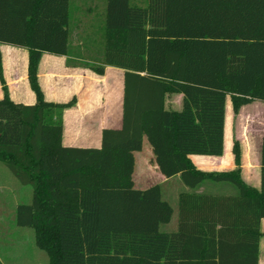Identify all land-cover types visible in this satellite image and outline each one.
Here are the masks:
<instances>
[{
	"label": "trees",
	"instance_id": "obj_1",
	"mask_svg": "<svg viewBox=\"0 0 264 264\" xmlns=\"http://www.w3.org/2000/svg\"><path fill=\"white\" fill-rule=\"evenodd\" d=\"M69 0H0V44L25 48L34 104L14 102L0 52V161L25 185L19 226L36 231L51 264H259L264 235V137L261 185L235 167L208 171L191 155L224 152L226 105L264 102V0H107L104 51L93 72L124 69L122 126L102 131L99 147L63 144V111L38 80L44 52L68 53ZM182 95L179 110L166 99ZM147 138L159 171L179 175L178 228L162 187H135L136 151ZM229 183L235 193L197 192Z\"/></svg>",
	"mask_w": 264,
	"mask_h": 264
},
{
	"label": "crops",
	"instance_id": "obj_2",
	"mask_svg": "<svg viewBox=\"0 0 264 264\" xmlns=\"http://www.w3.org/2000/svg\"><path fill=\"white\" fill-rule=\"evenodd\" d=\"M132 1L139 5H145L147 0ZM106 4L107 0H74L71 12L69 6L68 53L56 55L44 52L39 61L38 80L45 99L60 103L74 100V103L63 111V144L65 146L99 147L101 145L103 129H118L122 126L124 69L106 65L104 74L99 75L89 67L91 64L100 63L103 59ZM0 52L3 77L8 85L11 99L14 102L34 104L36 96L28 80V50L12 45L0 44ZM2 97L3 90L0 82V98ZM181 105V94H174L166 99L167 107L179 110ZM259 108L264 109V102L253 101L252 103L243 105L239 110V114L245 111V117L251 116L254 110ZM252 129H255L259 135L258 133L255 135L252 131L251 137H248L244 135L242 129V132L238 133L236 140L240 143L241 147L243 179L247 184L260 188L261 146L264 137V125L255 128L252 126ZM145 139L147 138L145 137ZM230 148V145L226 141L225 122L223 155H191L190 157L194 164L202 170H231L235 167V162H233L234 158L233 155L231 156ZM150 149L152 151L151 146ZM141 150L134 153L135 169L133 180L135 187L143 190L154 184L148 186L136 184L135 180L139 163L141 161L143 164L145 163V155H140ZM137 153L139 154L137 155ZM150 156L156 164L155 157L151 152ZM137 159L138 165L136 166ZM208 160H211L215 164L217 162V167H207L206 161ZM226 160L230 163V168L224 165L226 164L224 163ZM156 167H158L157 164ZM158 173L166 182L179 176L166 177L159 169ZM218 184L220 186L215 185V183H205L196 191L220 194L236 192V189L229 183ZM181 191L177 194V209L178 195ZM168 202L170 203V201ZM170 205L174 213V206L171 203ZM263 224L264 220L262 221V226ZM177 228L178 216L176 224L172 222L171 218L168 223L161 225V230L169 232H174Z\"/></svg>",
	"mask_w": 264,
	"mask_h": 264
},
{
	"label": "rangeland",
	"instance_id": "obj_3",
	"mask_svg": "<svg viewBox=\"0 0 264 264\" xmlns=\"http://www.w3.org/2000/svg\"><path fill=\"white\" fill-rule=\"evenodd\" d=\"M73 5L74 0H69L70 12L73 9ZM244 114L245 111L240 114L239 112H234L231 99L228 97L225 122L226 141L231 147V156L233 155V143L237 139L238 133L242 132V129L244 135L249 137L252 135V131L255 135L258 133L255 129H252V126L255 128L264 125V109H255L251 114L252 117L250 115L245 117ZM142 148L140 155H145V163L143 164L142 161H139L136 184L139 186L160 184L163 198L170 201L174 206L172 222L176 224L178 216L177 194L182 189L190 188L183 184L179 176L169 182L164 181L159 176L158 167H156L154 160L150 156V152L151 154L153 153L147 139L144 140ZM224 163H226L224 164L226 167L230 168L231 165L227 160ZM206 164L207 167H217L218 165L217 162L215 164L211 160L206 161ZM215 185L220 186L218 183H215ZM32 196V187L22 184L11 170L0 161V264H51L48 253L36 243L35 229L19 226L16 222L17 205L30 203ZM262 228L264 231V224ZM260 264H264V235L260 242Z\"/></svg>",
	"mask_w": 264,
	"mask_h": 264
}]
</instances>
